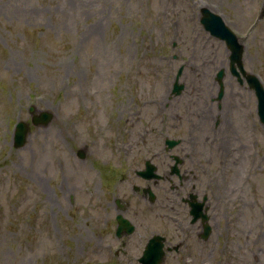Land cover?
<instances>
[{"label":"rangeland","instance_id":"obj_1","mask_svg":"<svg viewBox=\"0 0 264 264\" xmlns=\"http://www.w3.org/2000/svg\"><path fill=\"white\" fill-rule=\"evenodd\" d=\"M204 8L243 40L244 69L264 86V0H0V264H140L152 229L177 245V210L140 205L133 191L146 161L173 163L166 139L195 148L214 219L207 242L194 238L190 255L164 264H264V126L226 42L203 27ZM195 69L201 97L188 87ZM32 106L54 119L15 148ZM108 190L152 219L136 214L134 233L110 236L95 207Z\"/></svg>","mask_w":264,"mask_h":264},{"label":"flooded vegetation","instance_id":"obj_2","mask_svg":"<svg viewBox=\"0 0 264 264\" xmlns=\"http://www.w3.org/2000/svg\"><path fill=\"white\" fill-rule=\"evenodd\" d=\"M182 140V139H181ZM166 141V140H165ZM181 141L176 147L179 149V152L166 151V156H168L173 163H169L167 166L163 164L157 165V173L160 175V178L147 181L142 179L139 185L133 186L134 196L136 201L141 203H147L151 206L156 205L160 209L165 210L170 208V211L177 210V244H180V249L177 252V256L180 258L183 254V249L185 250L187 256L190 255L187 253L191 247L190 243L196 239H201L203 234V220L200 218L196 222H192L191 216V203L195 202L197 204L201 203L203 205V211L208 216L210 224H212L214 219L213 213V199L212 195H209L208 192L202 188L200 184L196 182V175L193 173L192 165L195 161V148L190 144V150L186 151V146ZM166 143L164 142V148H166ZM175 147V148H176ZM177 156L180 158L181 162L179 165V174H172L173 164L175 162L174 157ZM177 181V184L174 182ZM163 182L170 183V190L166 189V186ZM151 188L154 194V199L151 201V198L146 194L145 189ZM112 190L103 192L100 196L98 193L95 199V207L98 210L105 211V214L99 219L104 220L105 226L110 228L109 235H114L117 237L118 227L120 225L119 219H126L127 221H135V215L142 218L145 215V219L150 221L152 218L147 215V206H141L139 210L132 207L131 197L128 198L126 191H124V197H117L113 195ZM195 197V198H194ZM127 200L125 201L124 200ZM127 198V199H126ZM185 212L186 214H183ZM101 215V212H100ZM100 215L96 218H99ZM183 215V217H182ZM122 231H125V228L122 227ZM202 240V239H201ZM208 241V240H207ZM205 241V242H207ZM183 259V257L181 258Z\"/></svg>","mask_w":264,"mask_h":264},{"label":"water","instance_id":"obj_3","mask_svg":"<svg viewBox=\"0 0 264 264\" xmlns=\"http://www.w3.org/2000/svg\"><path fill=\"white\" fill-rule=\"evenodd\" d=\"M261 18V17H260ZM201 23L203 27L205 28L206 31H208L211 35L214 37L219 38L220 40H223L226 42L227 47L231 51L230 55V69L231 72L238 77L240 76L239 72L237 69L240 70V72L246 77L247 82L250 86L251 89L255 91V94L258 98V113L261 122L264 125V87L261 84L260 80L255 76L248 74L244 70V65H243V53H244V45L243 42H240L239 38L236 36V34L224 23L223 19L215 14L212 13L208 9H202V17H201ZM181 74V69L178 72V77ZM225 76V71L221 70L217 74V80L220 84V94L219 96L222 97L223 95V78ZM241 81V80H240ZM242 82V81H241ZM184 86L179 85L176 81L173 87V93L175 95H179L181 91L183 90ZM30 113L32 114V123L34 126H47L53 119V114L48 111H43L39 115L35 114V107L30 108ZM31 128L29 124L25 122H19L17 124V129L15 131V136H14V145L16 148H21L25 145L27 141V136L30 133ZM177 142L175 140H168L167 143L169 145V149L173 148ZM78 156L80 158L85 157L84 151L80 150L78 152ZM178 162H176L173 172L177 173L178 168H177ZM156 168L153 166L150 161H147L146 163V169L144 171L138 172V174L147 179L151 180L154 178H159V176L155 173ZM149 194L151 195L152 199L154 198L153 193L151 192V189L148 190ZM200 210V209H199ZM195 205H193V214H197L196 218L201 212L199 211ZM198 212V213H197ZM127 222V221H126ZM123 224H126L124 221L122 222ZM122 226V224H121ZM120 226L119 229V235H121L122 230ZM124 226V225H123ZM125 228L127 230V233L130 234L133 231V227L129 225H125ZM210 227L207 225V232L206 236L209 234ZM164 247V238L160 236H155L153 237L148 245L146 246L145 250L143 251L142 257L139 259V262L141 264H162L164 261V256L165 252L163 250Z\"/></svg>","mask_w":264,"mask_h":264},{"label":"bare ground","instance_id":"obj_4","mask_svg":"<svg viewBox=\"0 0 264 264\" xmlns=\"http://www.w3.org/2000/svg\"><path fill=\"white\" fill-rule=\"evenodd\" d=\"M206 61L209 63V61L212 60V52L210 51L208 56L205 57ZM194 81H192L188 87L190 89V93L195 97H201L205 93V89L203 88V82L201 79L203 78V73L201 69H195L193 71ZM201 99V98H199ZM164 100V98L162 99ZM158 101H152L150 104H158Z\"/></svg>","mask_w":264,"mask_h":264}]
</instances>
